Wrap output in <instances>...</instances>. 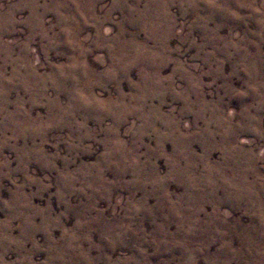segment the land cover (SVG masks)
Here are the masks:
<instances>
[{"label": "rangeland", "instance_id": "1", "mask_svg": "<svg viewBox=\"0 0 264 264\" xmlns=\"http://www.w3.org/2000/svg\"><path fill=\"white\" fill-rule=\"evenodd\" d=\"M263 102L264 0H0V264H264Z\"/></svg>", "mask_w": 264, "mask_h": 264}, {"label": "bare ground", "instance_id": "2", "mask_svg": "<svg viewBox=\"0 0 264 264\" xmlns=\"http://www.w3.org/2000/svg\"><path fill=\"white\" fill-rule=\"evenodd\" d=\"M133 60V59H132ZM136 60V59H135ZM72 61H73V59H72ZM132 62V61H131ZM136 63V62H135ZM70 64V63H69ZM75 64H76V62H75ZM69 69H71L70 67H69ZM76 69V68H75ZM77 72V71H76ZM66 73V72H65ZM64 73V74H65ZM58 74V73H57ZM80 74H81V72H80ZM84 75V74H83ZM86 77V76H85ZM82 79V78H81ZM85 79V78H84ZM59 80V79H58ZM72 80V79H71ZM79 81V80H78ZM77 81V82H78ZM195 81V80H194ZM70 82V81H69ZM75 83V82H74ZM67 85V84H66ZM75 85V84H74ZM88 85V84H87ZM61 86V85H60ZM65 87V86H64ZM75 87H77V86H75ZM63 88V87H62ZM61 88V89H62ZM201 88V87H200ZM251 93V92H250ZM73 95V94H72ZM72 97V96H71ZM260 99V98H259ZM203 100V99H202ZM199 101V100H198ZM75 103V102H74ZM201 103V102H200ZM264 103V102H263ZM196 104V103H195ZM199 104V103H198ZM73 105V104H72ZM75 106V105H74ZM215 108V107H214ZM74 109V108H73ZM66 111V110H65ZM69 118V117H68ZM222 126V125H221ZM208 141V140H207ZM203 178V177H202ZM227 186V185H226ZM190 191V190H189ZM192 194V193H191Z\"/></svg>", "mask_w": 264, "mask_h": 264}]
</instances>
